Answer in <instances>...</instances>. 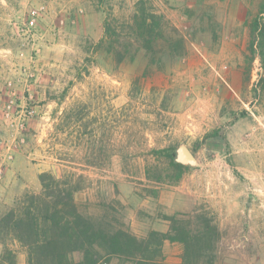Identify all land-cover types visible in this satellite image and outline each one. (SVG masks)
<instances>
[{"label": "rangeland", "instance_id": "obj_1", "mask_svg": "<svg viewBox=\"0 0 264 264\" xmlns=\"http://www.w3.org/2000/svg\"><path fill=\"white\" fill-rule=\"evenodd\" d=\"M263 2L0 0V136L18 134L4 115L8 100L32 110L0 183V216L23 190L38 191L45 171L67 183L101 238L130 232L91 221L89 211L162 214L165 231L134 234L148 247L137 258L249 264L248 256H264V230L251 229L264 220V87L249 48V23ZM176 77L186 82L173 85ZM181 143L197 162L183 164L174 183L154 150ZM248 148L256 149L254 165ZM1 238L13 252L5 263L27 264L25 248L4 232ZM100 252L107 264L135 258L129 249ZM68 258L80 261L83 253Z\"/></svg>", "mask_w": 264, "mask_h": 264}, {"label": "trees", "instance_id": "obj_2", "mask_svg": "<svg viewBox=\"0 0 264 264\" xmlns=\"http://www.w3.org/2000/svg\"><path fill=\"white\" fill-rule=\"evenodd\" d=\"M264 2L260 11L249 23V48L257 54L262 72L257 85L264 87ZM146 18L143 19L145 23ZM105 35L108 26L103 27ZM217 130L209 132L206 136H215ZM176 147L168 146L154 153L166 158L170 168L174 171V183L178 182L183 170L187 167L174 160ZM162 171H160L161 173ZM160 179V175L155 176ZM39 190L30 192L23 190L12 201L0 216V233L20 243L26 250L27 264H107L101 260L100 250L105 255L122 253L129 249L133 264H167L157 262L148 256H135V251L148 249L134 235L123 230H117L106 238L100 236L94 230L91 222L83 217L74 202L71 189L67 188L61 178L50 172L38 174ZM162 238L172 237L166 233H159ZM105 236V235H104ZM98 240L97 242V239ZM2 251L0 264H6V254L13 257L5 239L1 238ZM105 243V244H104ZM107 245L108 250L105 246ZM143 249V250H142ZM75 250H81L83 258L73 261L68 254ZM126 251V250H125ZM10 257V258H11ZM193 264L188 260L183 264ZM13 264V258L11 261ZM198 264V261L194 262Z\"/></svg>", "mask_w": 264, "mask_h": 264}, {"label": "crops", "instance_id": "obj_3", "mask_svg": "<svg viewBox=\"0 0 264 264\" xmlns=\"http://www.w3.org/2000/svg\"><path fill=\"white\" fill-rule=\"evenodd\" d=\"M184 3V5L187 6V0H180ZM173 85L174 84H181V83H185L186 79L183 77H176L173 79ZM236 88L237 90L240 89V86L238 83H236ZM185 116V115H184ZM248 155H247V162L249 165L251 164H255L256 163V155H255V148H248ZM249 179L251 180V175H248ZM5 185V184H4ZM254 189V186H253ZM161 192V191H160ZM159 192V197L161 195V193ZM91 195H95V194H91ZM96 196H92V197H88V200L90 199H95ZM146 199H150L149 196L145 197ZM151 199H153L151 197ZM117 200L118 202L122 201L123 198L122 196H117ZM159 202H161V199H158ZM249 205V209L251 211L254 212H259V209L256 208L254 206V204H250ZM170 206L172 207L173 204H170ZM175 206V205H174ZM262 207V213L264 214V204L260 205ZM177 209V208H176ZM175 209V210H176ZM261 212V211H260ZM163 213L168 214L169 212L167 210L163 211ZM89 215V219L91 221L93 220H104V221H108L110 220L112 223L116 224L117 223V227L128 230L130 233H132L133 235H138L140 234L141 230H156V231H165L166 230V224L165 222H167V220L164 218L162 219L161 217H163L162 214H159L157 210H155L154 212H150L147 211L146 214H143V216H141L140 212H138L135 208L131 209V210H120L115 209V210H98V211H93V212H88ZM146 219V220H145ZM124 223V225H123ZM164 223V224H163ZM256 227H258V229H263L264 230V220L261 222H257L254 221L253 225L251 226V229H256ZM248 261L249 264H264V256H248Z\"/></svg>", "mask_w": 264, "mask_h": 264}, {"label": "built area", "instance_id": "obj_4", "mask_svg": "<svg viewBox=\"0 0 264 264\" xmlns=\"http://www.w3.org/2000/svg\"><path fill=\"white\" fill-rule=\"evenodd\" d=\"M39 10L40 7L33 8L32 10H30L31 19L29 21V24L31 25L33 24L34 19L36 18ZM8 84H10V82H8ZM31 114H32L31 109H28L27 107L15 103L13 99L8 100L5 106L4 109L5 118L12 119L11 126H15V130L18 131V134L17 135L13 134L14 135L13 139H11L10 136L6 138L0 136V183L4 179L6 165L10 163V161L13 158L14 149L18 146L19 143L24 142V138L20 134V132L24 126L25 118Z\"/></svg>", "mask_w": 264, "mask_h": 264}, {"label": "water", "instance_id": "obj_5", "mask_svg": "<svg viewBox=\"0 0 264 264\" xmlns=\"http://www.w3.org/2000/svg\"><path fill=\"white\" fill-rule=\"evenodd\" d=\"M176 155L174 160L181 164H189L194 165L196 164V157L193 152L189 149V147L183 143L179 144L176 147Z\"/></svg>", "mask_w": 264, "mask_h": 264}]
</instances>
